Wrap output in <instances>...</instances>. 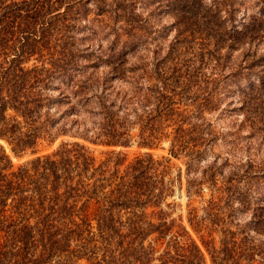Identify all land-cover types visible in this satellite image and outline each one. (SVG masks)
Wrapping results in <instances>:
<instances>
[{"label": "trees", "instance_id": "trees-1", "mask_svg": "<svg viewBox=\"0 0 264 264\" xmlns=\"http://www.w3.org/2000/svg\"><path fill=\"white\" fill-rule=\"evenodd\" d=\"M219 93L250 137L224 155ZM0 139L34 154L0 142V264H264V0H0ZM178 156L209 190L187 226L163 207Z\"/></svg>", "mask_w": 264, "mask_h": 264}, {"label": "rangeland", "instance_id": "rangeland-1", "mask_svg": "<svg viewBox=\"0 0 264 264\" xmlns=\"http://www.w3.org/2000/svg\"><path fill=\"white\" fill-rule=\"evenodd\" d=\"M169 21V17L166 15H162L159 19V22H167ZM172 34V30L167 32V35L163 39V44L169 39ZM152 42H149L145 48L149 50L152 46ZM150 53V52H149ZM220 85L218 87H222L221 81H219ZM222 94L219 93V99H215V105L210 110L204 111V116L206 120L210 122V128L218 134V137L215 139L212 144L211 150L214 153H218L219 155H224L225 145L224 142L227 140L233 142H239L240 144H244L247 139H250L246 134H248L246 127H240V123L243 119L242 110H237L234 108L238 102L236 100L235 95H225L221 98ZM232 97V99H231ZM135 129H132V132ZM59 138H56L53 141H48L46 138H40L38 140L37 146L35 147L37 153H42L49 151L51 148L55 146ZM3 144L6 152L10 157V164L12 167L16 166L18 163L26 160L27 158L33 156V152L29 149L21 152L19 155H14L8 144L3 140H0ZM237 143V145H240ZM91 154L96 158L100 157L104 152L109 148V146H104L100 144H89ZM253 147L250 152L252 156L256 158V161L261 160V157L264 155V145L260 143V145H256V142H252ZM238 151L235 155L232 156L231 160L243 161L245 159L243 151V146H237ZM167 142L161 141L156 147L151 148V152L154 156L159 155H167ZM143 147H138L134 144L127 147L128 155H132L134 152L143 150ZM238 155V156H236ZM264 157V156H263ZM212 159L211 153H207V155L200 160L197 164V168H195L194 172L198 175L200 168L203 165ZM185 158L182 156L171 157L168 164V174L174 178L173 183V192L172 194L166 196L165 203H163V207L169 211V214L175 219L181 218L182 222L187 226L185 221L186 211L189 205L199 207L200 204L203 203L204 199L208 196V188L206 185H202V188L199 192H191L189 194L186 193L185 190ZM219 161V160H218ZM199 212V210H198ZM190 233L197 239L196 235L190 230Z\"/></svg>", "mask_w": 264, "mask_h": 264}, {"label": "water", "instance_id": "water-1", "mask_svg": "<svg viewBox=\"0 0 264 264\" xmlns=\"http://www.w3.org/2000/svg\"><path fill=\"white\" fill-rule=\"evenodd\" d=\"M1 140V139H0Z\"/></svg>", "mask_w": 264, "mask_h": 264}]
</instances>
